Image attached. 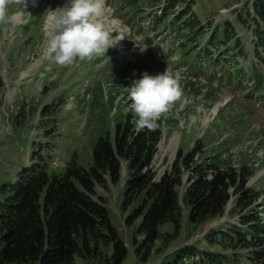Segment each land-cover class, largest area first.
Segmentation results:
<instances>
[{"label":"rangeland","instance_id":"374dc122","mask_svg":"<svg viewBox=\"0 0 264 264\" xmlns=\"http://www.w3.org/2000/svg\"><path fill=\"white\" fill-rule=\"evenodd\" d=\"M113 1L124 22L116 19L110 1L106 0L102 19L112 36L121 38L122 31L135 34L138 43L154 50L155 55L164 47L169 58L176 60H169V64L179 74L184 73L181 75L184 82L178 81L180 97L157 121L161 136L148 169L153 180L159 182L164 176L172 175L178 150L187 155L195 152L199 143L204 149L195 157L193 167L206 169L214 160H220L237 167L243 165L252 173L245 187V196L252 204L241 214L245 201L240 203L241 195H236L231 197L223 215L193 224L189 220L190 206L184 197L194 173L192 167L183 168L182 184L177 189L182 208L180 230L176 232L172 223L162 225L161 238L152 253L143 259L137 252L144 239L140 232L142 217L134 219V216L146 197L143 194L130 207H123L131 173L128 162L122 160L120 181L114 184L106 176L104 184H96L92 198L105 204L112 224L128 249L123 264H161L172 261L189 248L197 251L186 264H264L255 254L260 248L243 247L236 238L224 236L231 232V226L238 224L240 216L251 213L256 214L264 227V80L254 79V87L261 89L249 97L250 90L245 92L235 76L244 77V74L230 71L238 62L248 75L256 67L264 78V54L261 49L259 56L254 54V23L246 16L248 7L241 8L245 0H197L194 12L201 22L200 34L196 33L193 44L196 43L191 47L186 43V50L177 37L183 32L174 33L169 20L160 27L150 20L165 0H155L153 4H146V0ZM68 2L37 0L34 6L32 0H26L25 7L23 3L11 4L10 21L0 23V76L4 82L0 96V213L9 196L8 185L16 183L25 168L41 163L49 176L63 175L70 167L89 170L95 143L107 136L114 141L116 126L125 121L124 117L130 115L133 130L142 131L132 123L128 87L133 80L142 78L145 71L149 75L161 73L160 63L153 54L137 60L133 68L131 63L119 62L121 40L103 56L83 61L77 58L70 67H61L49 60L44 55L47 12ZM139 9L141 13L137 16H144L140 18V25L133 20V11ZM239 15L246 24L240 21ZM225 21L231 22L240 38L244 56L237 54L234 39L222 38L220 44L235 56L218 65L214 58L213 65L209 62L210 56L204 57L205 49L211 50L214 57L219 55L218 48L210 45V37L215 26L223 36ZM115 22L121 30L114 26ZM126 24H137V27L130 30L131 26ZM154 30L158 33H150ZM184 58L186 63L182 62ZM245 78H248L246 74ZM173 138L176 147L168 150ZM55 160L60 162L58 168H53ZM207 176L210 178L211 174ZM233 191L230 190L231 195ZM246 240L252 239L247 236ZM100 250V256L95 259L75 257V264H108L111 247Z\"/></svg>","mask_w":264,"mask_h":264},{"label":"trees","instance_id":"16d2710c","mask_svg":"<svg viewBox=\"0 0 264 264\" xmlns=\"http://www.w3.org/2000/svg\"><path fill=\"white\" fill-rule=\"evenodd\" d=\"M250 3L258 30V46L264 50V33L259 27V23L264 25V0H247L246 7ZM194 4L195 0H168L162 11L164 19L160 22L174 16V24L180 25L177 29L196 34L200 26L193 12ZM179 5L183 7L176 12ZM247 13L251 16L250 11ZM233 30L226 21L224 34L227 38L234 36ZM240 47L238 40L237 49ZM223 57L218 59H227ZM235 71L240 73L242 70L236 68ZM255 79L262 80L257 73ZM3 86L0 76V96ZM130 117H124L125 121L117 124L114 141L108 136L98 139L93 147V164L89 170L70 167L63 175L49 176L45 166L34 163L23 170L16 183L8 185L9 196L0 213V264H75V257L88 260L99 257L102 247L112 249L108 264H123L128 249L112 224L105 204L92 198L96 184H104L106 176L114 184L120 181L122 160L128 162L131 173L123 207H130L143 194L146 197L134 216V219L142 217L140 232L144 239L137 252L143 259L152 253L155 243L161 238L162 225L172 223L176 232L180 230L182 208L177 189L182 184L183 168L192 167L194 173L184 197L190 206L189 220L193 224L223 215L233 196L241 195L240 203L245 201L240 214L252 204L245 196V187L252 173L243 165L237 167L230 162L214 160L206 169L193 167L195 157L204 149L200 143L195 152L187 155L179 149L172 175L164 176L159 182L154 181L148 169L161 132L159 128L135 132L130 125ZM209 173L210 178L207 176ZM231 189L234 190L232 195ZM230 231L223 235L236 238L243 247L260 248L255 254L264 263V227L256 214L240 216L238 224L231 226ZM247 236L252 239L250 242L246 240ZM196 251L189 248L172 261L161 264H186Z\"/></svg>","mask_w":264,"mask_h":264},{"label":"clouds","instance_id":"9594fccd","mask_svg":"<svg viewBox=\"0 0 264 264\" xmlns=\"http://www.w3.org/2000/svg\"><path fill=\"white\" fill-rule=\"evenodd\" d=\"M35 6L37 0H32ZM26 6V0H0V23L10 21L11 4ZM106 0H69L64 7L47 12L44 55L61 67L103 56L123 38H114L102 19ZM141 51L146 50L140 46ZM129 91L132 123L137 130H155L157 121L166 115L180 97L178 79L167 66L164 73L132 81Z\"/></svg>","mask_w":264,"mask_h":264},{"label":"bare ground","instance_id":"6f19581e","mask_svg":"<svg viewBox=\"0 0 264 264\" xmlns=\"http://www.w3.org/2000/svg\"><path fill=\"white\" fill-rule=\"evenodd\" d=\"M176 147V141L175 138L171 139V144L168 150H172Z\"/></svg>","mask_w":264,"mask_h":264}]
</instances>
